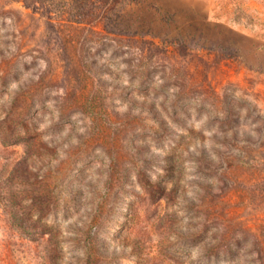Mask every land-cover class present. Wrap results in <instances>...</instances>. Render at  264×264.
<instances>
[{
	"label": "rangeland",
	"instance_id": "obj_1",
	"mask_svg": "<svg viewBox=\"0 0 264 264\" xmlns=\"http://www.w3.org/2000/svg\"><path fill=\"white\" fill-rule=\"evenodd\" d=\"M0 264H264V0H0Z\"/></svg>",
	"mask_w": 264,
	"mask_h": 264
}]
</instances>
